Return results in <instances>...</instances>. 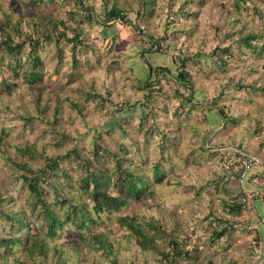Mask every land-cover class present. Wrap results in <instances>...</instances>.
<instances>
[{"label":"rangeland","instance_id":"1","mask_svg":"<svg viewBox=\"0 0 264 264\" xmlns=\"http://www.w3.org/2000/svg\"><path fill=\"white\" fill-rule=\"evenodd\" d=\"M114 8L127 19L108 22ZM146 62L163 70L150 73ZM221 111L220 122L208 119ZM238 146L264 154V0H0V240H22L0 246V264H168L172 240L185 247L173 264H235L240 251H228L219 229L222 172ZM113 155L149 189L99 214L86 170L103 172L116 195ZM49 160L59 167L35 199L14 163L37 172ZM79 206L86 229L68 224L46 237L42 207L64 223ZM125 216L143 224L149 250L120 226ZM32 238H46V255L25 251Z\"/></svg>","mask_w":264,"mask_h":264},{"label":"trees","instance_id":"2","mask_svg":"<svg viewBox=\"0 0 264 264\" xmlns=\"http://www.w3.org/2000/svg\"><path fill=\"white\" fill-rule=\"evenodd\" d=\"M86 10L87 11L91 10L90 12H87L88 17L91 16V14H93L92 13L93 9H86ZM123 11H124L123 9H117V8L110 10L108 13V22L112 21L115 18H121V19L125 18L126 20L127 17H124ZM133 28L139 29L137 26H133ZM7 37H9V34L7 35ZM77 38L78 37H76V39ZM253 38H255V36H252V35L248 36L244 40V43L248 47H253V45L250 43V40ZM73 41H75V39ZM73 41H70V42H73ZM155 42L158 43L157 44L158 48L155 49L154 47L153 49L158 50L160 46L159 39L153 40V41L150 39L149 43L155 44ZM9 43H10V39H7L5 41L6 48L9 50H12V47L9 45ZM185 63H186V60H183L182 62L183 66L185 65ZM146 65L150 73L154 72L155 70H161V71L163 70L159 68L154 69L153 66L148 62H146ZM164 72H166L167 74H171L170 71L168 70H164ZM38 76L39 75L37 73H32L31 75H29V78L35 79V78H38ZM188 76L189 75H185L183 72L179 71L178 76H177V82L181 85L186 84V82H188ZM189 87H192V86L189 85ZM193 95H194V92H193ZM219 117L221 118H218V115H211L210 117H208V119L209 120L211 119V121L214 124L220 122L219 120L224 118L223 111L219 112ZM96 146L97 148H99L98 147L99 145H96ZM99 152L100 150H98L95 154L94 159L96 160V162H100ZM113 157L116 160L115 167L118 170L117 175L119 174V178L116 182V185L119 186V188L117 190L116 195H113L112 192L109 191L108 186H109L110 178L107 181H105L103 172L100 175H98V173L96 172H91V169H90L91 165L86 170L87 176L85 177V181H86L87 186L91 185V190L89 191V194H90V198L92 199L94 203L93 211L99 214L105 211L118 210L124 207L125 205H127V203L130 200H140L142 196H144V194L148 192V189H149V184L146 183L144 178L139 177V175H135L131 169L127 168V169L122 170L118 156L113 155ZM14 166L21 169V171L24 172V176L22 177V179L28 185L31 193L35 194L36 196L35 199H37L38 197L42 196V191L39 186V181L41 179L46 180V176H49V174L50 176H52L51 173H53L59 167V161L49 160V162L46 164V167L42 168L41 170L37 172L30 169L28 165L26 164L20 165V164L14 163ZM154 170H155L154 176L158 178V180L160 179L159 180L160 182L161 177L163 175L161 171V164H155ZM230 205H234V207H232V209L229 207V205L228 206L226 205V207H228V209L230 210L231 215L242 210V206L239 204L230 203ZM42 208L43 210H45V212L43 210L42 211L44 212L43 214L46 217L45 223L48 229L46 237L50 239H55L56 237H58L59 235L58 227L60 228L59 230H62L65 227L67 228L68 224H75V226L83 230L87 228L88 220H90L88 211L85 208V206L73 207L71 211L67 212V219L65 220L64 223L60 221L59 217L57 216L55 212H51L47 208H44V207ZM79 214H81V216H79ZM9 219L12 221L14 225L16 218L9 214ZM118 222L120 226L126 227L131 232V236H134V235L137 236L138 245L140 246L142 250L147 251L150 249V246L148 244L149 238L146 236L144 228H143V224L141 222H137V219H135L134 217H129V216L119 218ZM148 225L153 228V231L162 230V228L159 225L156 226L151 221H149ZM219 235L221 236V234ZM82 237H84V235ZM32 239H36V240L34 241L30 240L28 247L26 248L25 251L33 252L35 250V252H38V254L46 255L47 252L49 251L47 243H46V238L44 239L32 238ZM90 239L91 241H93L95 245H98L104 251L107 250L109 247L111 248V246L109 245L108 239L102 234H99V235L92 234ZM21 242L22 240L17 241L14 238H5V239L2 238L0 240V246L10 245L12 243H21ZM184 248L185 247L182 246L179 242H177L176 240H172L170 252L166 254L162 253V255L168 264H173L177 261V258L182 253H184ZM108 253H112V251L109 250Z\"/></svg>","mask_w":264,"mask_h":264},{"label":"crops","instance_id":"3","mask_svg":"<svg viewBox=\"0 0 264 264\" xmlns=\"http://www.w3.org/2000/svg\"><path fill=\"white\" fill-rule=\"evenodd\" d=\"M245 149L244 150L248 154L259 159L258 167H255L257 166L255 165L254 168L247 173L240 172V162L234 155L237 161H235V163H230V167L225 165L226 171L222 172L224 186L222 193L225 199L224 203H226L227 206L229 205L231 209L234 207V205H230L231 199L238 196L247 197L249 208L246 211L241 210L231 215L227 207V213L224 215L223 220L238 219L241 216H245L253 228L250 233L238 230L227 234L228 236L230 235L231 240L229 242L232 243L231 246L233 249L240 251L232 256L235 264H244L242 260H247L249 264H264V154L258 151L254 152L253 150H248L249 148ZM232 153L234 154L233 151ZM237 162L239 166L236 164ZM251 238L256 242L255 247L257 252L254 256H252L248 249L249 240Z\"/></svg>","mask_w":264,"mask_h":264},{"label":"built area","instance_id":"4","mask_svg":"<svg viewBox=\"0 0 264 264\" xmlns=\"http://www.w3.org/2000/svg\"><path fill=\"white\" fill-rule=\"evenodd\" d=\"M155 49L158 48V45L154 46ZM234 155L238 158L240 162V172L247 173L250 172L255 165L258 164V160L256 157L248 154L244 147H239V149H233ZM231 204H239L242 206V210L246 211L249 208V201L246 196H238L230 201ZM228 220V221H227ZM225 223L220 226L219 231H224L225 233H230L234 231H243L246 233H250L252 231V226L249 224L248 219L245 216H241L238 219H227ZM221 240L225 243L226 237L221 236ZM256 242L253 238L249 240L248 249L250 250L252 256L256 254ZM233 247H229L228 251H232Z\"/></svg>","mask_w":264,"mask_h":264}]
</instances>
